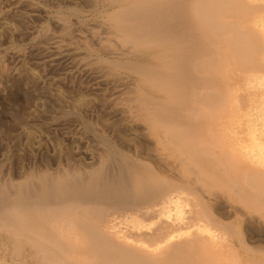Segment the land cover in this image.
Masks as SVG:
<instances>
[{
  "label": "bare ground",
  "instance_id": "6f19581e",
  "mask_svg": "<svg viewBox=\"0 0 264 264\" xmlns=\"http://www.w3.org/2000/svg\"><path fill=\"white\" fill-rule=\"evenodd\" d=\"M52 1L64 37L76 20L101 45L87 38L76 50L97 78L116 82L117 105L154 153L133 152L120 126L86 119L79 102L51 94L62 116L82 118L98 150L90 162L63 160L70 150L60 143L54 157L42 155L58 158L55 167L45 161L18 178L0 160V264H264V0ZM28 12L15 17L38 14ZM39 25L46 53L71 52ZM30 69L8 93L50 94ZM32 101L15 116L17 131L2 129L18 157L23 137L33 153L29 127L47 117Z\"/></svg>",
  "mask_w": 264,
  "mask_h": 264
},
{
  "label": "rangeland",
  "instance_id": "374dc122",
  "mask_svg": "<svg viewBox=\"0 0 264 264\" xmlns=\"http://www.w3.org/2000/svg\"><path fill=\"white\" fill-rule=\"evenodd\" d=\"M27 1L28 0H19V1L18 0H0V19H2V20L4 19L3 23L4 22H5V24L9 23L8 24L9 26L14 27L13 33H9L7 31H4V29H2V28L0 29V35H1L0 36V61L2 63V64L0 63L1 64V68H0V93H1L0 94V114H1L0 115V120H1V123H0V128H1V130H0L1 131V133H0V160H6V159L8 160V161L6 160L7 164H5V167H4L5 168V174L8 173V176L11 175L14 178L15 177L18 178L19 173H21L20 170L23 171L24 169L27 170L28 168L30 169V168L45 166V163H46L45 161H48V159L45 160L48 157L47 155H49V157H50V155H51V157L52 156L54 157V155L57 152H59L58 145L59 146L63 145L64 147L63 146H61V147L66 149V151H67V149L70 150V154H68V152H63L61 157L58 156L61 159L64 158L63 160H67V157L71 158V156H74L73 157L74 160L80 159L83 161L85 160L87 162L92 161V153H95V151H97L98 148L95 147L94 143L92 144L91 134L86 133L88 131H87L85 124H84L81 117H79V116L77 117L75 114H74V117H73V114H71L72 116L71 115H66V116L63 115L62 116L60 114V112L57 108L58 105L55 103V101L53 102V97H52V95H54V93H56V92H61L62 94H64L66 99H68L67 100L68 105H70L69 103L72 100L73 101L76 100L77 103L79 102L80 104H78V107L81 109V110L79 109V111H81L80 112L81 116L86 117V119H89V120L91 119L94 122L103 121L104 124H107L109 126L112 123L120 126L124 130V133L129 134V135H126L127 139L129 141L127 140L128 142L127 141L125 142V144L127 143V146L126 145L125 146L128 148V145H129V149L132 148L131 150H133V152L136 151V149H137L139 151V153L143 156H146V157L153 156V154H152L153 150L151 149L152 148V142L148 139L147 136H144L145 135L144 133L140 134L141 131H138V130H141V128L139 126H137L138 125L137 123L135 125V123L131 124L130 122H128L129 118L127 120V118L125 117L127 112H125V111L123 112V110L120 108V106L117 105V100H118L117 99L118 98L117 93H119V92L116 93V91L114 90V88H115L114 86L116 85V82H111L110 77L108 79L106 77L97 78L98 76H96V74L93 72L94 69L96 70L98 68V67L95 68L97 65L95 67H94V65H90L93 68L89 67L86 63L87 57L83 58L85 56V52L83 54V50H82V52L77 51L78 50L77 48H79V47L81 48V46H79V44L81 45L82 41L87 39V38L93 39V41L95 42L96 48L102 49L101 45L99 43H97L96 40L94 38H92L87 32L83 33V31L80 29V26H78L79 24L76 22V20H74V22H73V25H74V23H76V25L73 26V30H74V31H72L73 33L71 32L72 34L69 35V37H68V35L64 37L62 32H61L62 27H61L60 23H58L59 21L57 22V18H55V17L53 18V16H51V15H54L53 12H55V10L57 9L58 4L56 2H54L52 0H45V1L44 0H41V1L38 0V1H36L38 3L34 4L35 6L34 5L29 6V4L33 0H29L28 2ZM61 1H64L66 3L68 0H61ZM75 1H77V0H75ZM25 3H28V4H25ZM40 4H42V5H40ZM16 5H17V7H16ZM36 6L37 7L39 6L40 8L39 7L36 8ZM16 8H18V9H16ZM41 10H42V12H41ZM23 11H25V12H23ZM28 11H31L33 13L28 12ZM16 12L17 13L19 12V14H21V12H22V14L25 13L24 15H28L27 12L29 14L31 13L34 15L37 13L38 14L36 16H34L35 18L31 19V21H33V22H31V21L25 22L21 19L18 20L15 17ZM43 12H44V14H43ZM49 14H51V15H49ZM10 19H11V21H10ZM45 21H46V24L49 25V29L51 30L50 33L53 34L54 36L59 37L63 41L62 43L68 45L72 49V50H70L72 53L68 52L65 55L61 56L58 54L52 55L49 52L48 53L45 52L47 47H48L47 45H49L48 43L50 42V39L48 40L49 36L41 35V37L40 36L38 37L37 33H36L37 31H35L36 29L34 28V26L36 27V25H39V24L40 25L38 27L40 28L41 24H45ZM28 22L29 23L31 22L33 24H31V23L29 24ZM34 22L36 24H34ZM29 25H30V29H29ZM25 28L28 29L29 31L26 30ZM33 29H34V31L31 32ZM80 34L81 35L83 34V36H81L83 38L80 37ZM60 36H62V38ZM71 36H73L72 39H71ZM44 40H46V41H44ZM77 43H79V44H77ZM23 48H24V50H23ZM42 52H43V54H42ZM55 56H57V57H55ZM104 56L107 57V55H104ZM92 57L95 58V56H92ZM46 58H50V59L47 60ZM83 59L86 61H84ZM3 63H4V65H3ZM23 66L28 67V69L31 68L30 71L38 77V80H39V82H38L39 86L38 87L39 88H41L43 86H47V88L48 87L51 88V89H49V90H51L50 94L48 92L47 95L45 96L44 94L42 95L41 94L42 92H41L40 94H38L37 99H34L35 96L33 94L29 93V91H27V90H20L15 95L8 93V87L11 86L10 82L11 83L13 82V77H15L19 73L20 69ZM40 80H42V81L40 82ZM7 84L8 85L10 84V85L8 86ZM4 87H5V90L3 89ZM54 90H56V91H54ZM119 95H120V93H119ZM31 99L34 100L35 103H33L34 101H32V103L30 105H32V104L37 105L38 103H36V102H39V104H38V105H40L39 110L41 109V110L45 111L46 112L45 115L47 114L46 116L48 118L46 117V119H42L39 122L37 121L35 125H34L35 122L31 123L32 127L30 125L29 128H31L32 132H34L35 139L37 140V141L35 140L36 143L34 142L33 153L31 152V149L29 151L28 144L26 142L27 140H25L27 138L23 137V139L24 138L25 139L24 140L21 139V147H23L21 149V151L24 152L25 155L22 157H18V155L16 153H14L16 151V149H14L13 147H16V146H15V143L13 141L12 136H10V138L3 136L2 131L3 130H13L12 132L17 131L15 129H13L12 123H13L14 119L22 113V111H23L22 106L24 105V103H26V101H27L26 104H28L29 101H31ZM107 99L109 102L107 101ZM22 103H23V105H22ZM91 103H92V105H91ZM35 105H32V107H34ZM34 109H36V108H34ZM49 111H51V112H49ZM45 115H44V117H45ZM64 116H65V118H64ZM6 119H8V120H6ZM43 121L45 124L43 123ZM121 121H124V122H121ZM7 123L10 125H8ZM33 125L36 129L33 127ZM5 126H6V128H5ZM129 126L132 129H130ZM22 128H24V126ZM22 128H20V129H22ZM137 128H140V129H137ZM87 136H89V137H87ZM142 137H144V138H142ZM6 138L9 139V142ZM10 139H12L13 142ZM143 139H146V141ZM1 141H3V142L1 143ZM12 143H13V146H12ZM60 143H61V145H60ZM8 144L10 147L8 146ZM135 144H136V146H135ZM139 144L141 145L140 147H139ZM137 147H139V149H141V150H139ZM7 149H10V150H7ZM35 149H36V151H35ZM45 150H47V151H45ZM92 150H94V152ZM149 150L151 151V153H148V152H150ZM10 151L16 155L14 156V154L11 153ZM48 153H50V154H48ZM64 153H67V154L65 155ZM29 154H31V155H29ZM11 155H13V156H11ZM42 155H45L44 156L45 159L43 158ZM6 156L7 157L9 156V157L6 158ZM75 158H77V159H75ZM57 159L51 158V160H53V161L52 162L48 161V162L51 163V165L55 167L56 162L58 161Z\"/></svg>",
  "mask_w": 264,
  "mask_h": 264
}]
</instances>
